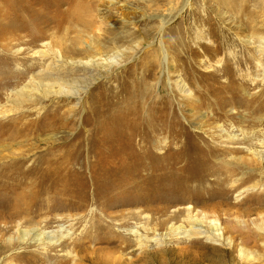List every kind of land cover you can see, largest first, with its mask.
Returning <instances> with one entry per match:
<instances>
[{"label":"rangeland","instance_id":"rangeland-1","mask_svg":"<svg viewBox=\"0 0 264 264\" xmlns=\"http://www.w3.org/2000/svg\"><path fill=\"white\" fill-rule=\"evenodd\" d=\"M81 1L92 5L89 24L56 25L67 8L62 0L0 1V105L5 111L0 116V264H37L32 261L37 256L65 254L71 246L46 253L37 243L19 242V229L74 227L70 242L94 219L110 223L126 238L132 236L118 226L124 220L128 227L153 229L142 250L133 247L135 253L174 257L192 251L193 257L205 258L196 264H264V232L256 228L264 215V193L246 195L264 187L253 186L258 177L222 197L208 188L214 178L210 171L221 163L236 171L218 189L260 174V166L211 150L248 146L243 134L264 136V109L250 112L243 106L252 94L264 98L262 67L255 65L260 60L264 66V40L257 41L264 38V0ZM43 42L56 45L61 55L34 54ZM241 57L250 60L238 66ZM31 77L39 82L29 84L31 94H10ZM235 79L247 84H227ZM141 82L146 94L132 99ZM213 112L220 118L212 123ZM231 112L235 119L223 116ZM223 129L240 141L221 142ZM121 143L129 144L124 157L144 163L126 172L134 179L128 190L116 186L105 195L116 175L113 166L124 160L107 154L103 145ZM257 150L264 159V149ZM245 196L248 204L234 203ZM187 207L193 214L201 209L222 214L225 237L233 242L177 239L169 226L186 225ZM137 214L139 219H126ZM245 237L250 242L242 243ZM240 244L254 260L239 256Z\"/></svg>","mask_w":264,"mask_h":264},{"label":"bare ground","instance_id":"bare-ground-1","mask_svg":"<svg viewBox=\"0 0 264 264\" xmlns=\"http://www.w3.org/2000/svg\"><path fill=\"white\" fill-rule=\"evenodd\" d=\"M4 1L7 2V0H4ZM62 2H66L67 8L64 11H62L63 14L56 21V23H57L56 25L61 24L62 22H65V21H68V20L69 21H74L76 23L78 22V23H81V24H89L91 22L90 15L92 13V5H88V4H86L85 2H83L81 0H62ZM8 6H9V4H8ZM2 7H1V9H2ZM4 11H6V10H4ZM4 11H3V14H4ZM165 17H166V15H165ZM254 36H256V35H254ZM32 37L37 40L41 36L40 35L39 36L38 35H33ZM250 38H252V37L249 36L247 38L249 43L251 42ZM258 39L259 40H257V41H259V42H263V40H264L263 36H259ZM42 46L44 48L39 49V50L38 49L35 50L34 54H38L40 56H43V55L47 54L48 52H51V53L56 54V55H58V54L61 55L60 50L58 51V48L55 50V48H56L55 46L56 45H50L49 43H44L43 42ZM251 54H250V56H251ZM242 57L238 61H236V62H238V66L242 65L244 61H249L250 60L248 57H245L244 59ZM255 65H257V67H262V74L264 75V71H263L264 66H262L263 64H261L260 60H257ZM223 68H225V67H223ZM212 69H214V68H212ZM219 69L217 68L216 70L218 71ZM225 69L227 70V68H225ZM257 70H256V72H258ZM211 74H213V73H211ZM36 75H38V74L37 73L34 74V76H36ZM31 82L39 84V82L36 81V79L32 78L30 80V82L24 84L20 89L12 90L10 92V94L12 96H14V97H19V98L24 93H27V94L30 93L31 94L33 89H34V88L30 87V85H29ZM238 82H239V80L235 79V81L233 83L229 82L227 84L229 86H231L232 84L233 85L235 84L236 87L239 85L240 88H242L241 86H245L247 84L246 81H244V80L240 81V83H238ZM217 84H216V86L212 87V89L215 88V87H218L219 85H217ZM227 84H225L224 86H226ZM139 85H141V86H140V88L138 90H136L137 92L132 93L133 95L130 94L131 95L130 97L132 99L137 97V96L146 94L145 90H147V86L144 84V82L139 83ZM182 85L183 84H180V82L177 81V86L179 88H182ZM134 86H136V85H134ZM134 86H133V88H134ZM233 89H234V87H233ZM186 94H188V93H186ZM131 98H130V100H131ZM142 102H143V100H142ZM243 106H245V108L247 110H249L250 112L261 111V110L264 109V98L263 99H258V95L257 94H252L249 97V99L245 102V105H243ZM1 107L2 106L0 105V116L2 114H5V111L4 112L1 111ZM223 116L226 117L229 120H233V119H235V117L237 115H236V113H234V112L232 113L231 112L230 114H223ZM124 117H125V114H124ZM124 117H122V118H124ZM134 118H135V116H134ZM219 118L220 117H218L217 114L215 115V112H213V115L210 117V120L213 123V122H217V119H219ZM258 118H261V115L258 116ZM131 119H133V117ZM131 123L134 124V122H131ZM136 123H137V121H136ZM152 123H153V121H152ZM137 126H135V127H137ZM215 126H216V128L222 130V125L216 123ZM231 127H233V125H231ZM129 128L130 127H128V129ZM141 129H142V127H141ZM146 133H148V132H146ZM223 133H224L223 135L219 134V138L222 139L221 142H223L224 144H226V143H238L240 141L239 137L234 135L233 133L225 131L224 129H223ZM243 136L250 140V143H248V146H244V147H240V146H238V147H226V146L215 145V146H213V148L211 150V153H219V152H221L223 154H227L228 153L227 156L230 157V159L236 158V159H238L240 161H243L244 163H248L250 166H254V165L255 166H260V169H259L260 170V174L257 175V174H252L251 173L248 176H246L245 178L238 179V182L235 185L231 186L230 189H224V188H219L218 189L220 181L229 180L230 178H232V176L234 175V173L236 171V168L233 167L232 165L225 166L226 163H224V164L221 163L219 166H216L215 168H213L212 171H210L212 173V175H214V178H212L210 180L208 188L212 189V190H209L212 193H213V190H216L214 195H218V196H221V197L224 196V195H227L228 193L233 192L232 189L235 186L237 187V185L249 183L255 177H258V179H257L256 183H253V186H257L258 184H259V187L264 186V165H263L264 159L262 158V155L259 154L260 151L257 150V149H264V136L259 137V138H257V137L256 138H249V137L245 136L244 134H243ZM253 141H255V143H252ZM128 145L125 144V143H121L118 146H112L111 144L103 145V146H106L105 148H106V153L107 154L119 155L120 159L124 160V162L121 165L113 166L114 168H112V169H114L116 171V172L114 171L116 173V175H113L111 177L109 176L110 178H109L108 182H109L110 185H109V188L108 187L105 188V191H104L105 195H107L109 192L113 191L111 188L112 187H116V186H121L124 190H128L127 188L134 184V182H133L134 179H133V177H131V180L127 179L129 177H126V172H128L132 168L136 167L135 169L137 170L138 167H142L143 166L144 162L143 163H137L136 161H132V159L131 160L127 159L126 156L124 157V154L128 150V147H129ZM244 151H245L246 155L237 156L239 153L244 152ZM99 154H100V152H99ZM235 165H237V164H235ZM117 173H119V174L117 175ZM234 180H233V183L235 182ZM225 183H227V182H225ZM134 186H136V185H134ZM253 191L252 192L249 191L246 195H255V196L256 195L257 196L261 195V194L264 193V187L259 192H253ZM249 202L250 201H247L246 200V196H245L241 200H239L237 202H234V203H245V204H248ZM220 210H222L223 213L227 214L228 209L225 210L223 208H220ZM193 211H194V208H192V207H187L186 208V213H187L186 214V218H185V220L187 222L186 225L180 223L178 225L169 226V231L174 236H176V237L178 236L177 239L181 238V239H184V240H187V239L191 240L193 238L205 237L207 240H212V241H215V242L216 241H223L225 238L229 239V237H225V234H227L228 230L225 227L221 226V220H223V217H220V215H222V214H220L218 211H215L214 209H213V211H210V213H207L206 211H204L202 209L199 211V214H197V213L193 214ZM103 213H105V212H103ZM247 213H250L249 210L247 211ZM106 215L109 216V214H106ZM138 217H139V215L137 214V215L127 216L126 219H129V218L136 219ZM110 218H112V215H111ZM235 220L236 221H240L239 216H236ZM126 221L127 220H124L118 226H119V228L120 227L122 228L121 230L124 231V233L126 235H129V236L131 235L132 238L131 237H127L126 238V237L122 236L121 234L111 230V226L112 225L110 223L108 225H105V224H102L101 220L94 219V220L89 221V224L86 227H84L83 231L79 235H77V237H73V239H71L70 242H67V238H69L70 235L73 233V230H74L73 228L74 227L67 228V227H65L62 224L58 225L56 229L48 230V231L40 230V229H37V228L19 229L18 230V236L16 237V239L19 240V242H21V243H27L28 241H29V243L30 242L31 243H37L38 245L42 246V248H44L46 253L48 252V250H54V248L56 246H60V250L62 251L63 249H65V247H67L68 245L69 246L71 245L69 247V249H66V253L65 254L62 253V254H58V255L56 254V255H53V256L47 255L48 257H46L45 253H44L43 256H39V257L37 256L35 259L32 260V261L37 262V264H44L48 260H49V264H196L197 262L205 261V258L202 257V256H197L196 255L195 257H193V255L191 253L192 251L190 252L191 254L189 252L177 253L176 255H174V257L170 256L171 258L170 257H164L163 252H160V254L158 252H157V254L156 253L151 254V253H148V252H145V251H139L138 253H135L137 248L142 250L143 246H145L147 244V242H149V237L147 235V232L149 230H152V231H154V230L153 229H149L145 225H140V226H135V227H131V226L128 227V226H126V223H127ZM256 228L264 232V215L263 214L259 216V221H258V224H256ZM260 237L262 239H264V235H261ZM8 239L10 240L11 238L9 237ZM248 240H249V238L245 237L244 241L242 243H247ZM231 242H233V241L230 238L228 240V244H231ZM248 242H250V241H248ZM99 244H105L107 247H99L98 246ZM135 245L137 246V248H133ZM229 248H231V249L233 248V243H232V246L229 247ZM167 251H169V250H167ZM230 253L231 252H228V254H230ZM238 254L244 260L250 261V260H254L255 259V256L252 254L251 250H248L246 248L245 244H242V245L240 244V246L238 248ZM205 255H206V253H205ZM50 259H52V260H50ZM210 260H212V259H210ZM216 264H223V263L221 261L220 263H216Z\"/></svg>","mask_w":264,"mask_h":264}]
</instances>
